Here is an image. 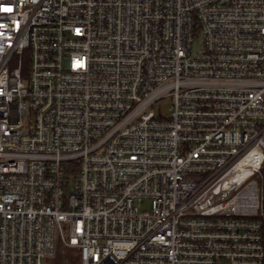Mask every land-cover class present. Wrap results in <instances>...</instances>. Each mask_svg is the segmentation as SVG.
Masks as SVG:
<instances>
[{
	"label": "built area",
	"instance_id": "built-area-1",
	"mask_svg": "<svg viewBox=\"0 0 264 264\" xmlns=\"http://www.w3.org/2000/svg\"><path fill=\"white\" fill-rule=\"evenodd\" d=\"M263 219L264 0H0V264H264Z\"/></svg>",
	"mask_w": 264,
	"mask_h": 264
},
{
	"label": "rangeland",
	"instance_id": "rangeland-1",
	"mask_svg": "<svg viewBox=\"0 0 264 264\" xmlns=\"http://www.w3.org/2000/svg\"><path fill=\"white\" fill-rule=\"evenodd\" d=\"M202 46L201 37L198 36L193 41V51L200 48ZM170 104V101L167 99H163L161 101V109L164 113L167 112V108ZM73 261V251L67 250L63 248L61 243H58L56 239L55 243V252L53 255L46 258L45 264H69Z\"/></svg>",
	"mask_w": 264,
	"mask_h": 264
},
{
	"label": "trees",
	"instance_id": "trees-1",
	"mask_svg": "<svg viewBox=\"0 0 264 264\" xmlns=\"http://www.w3.org/2000/svg\"><path fill=\"white\" fill-rule=\"evenodd\" d=\"M263 243H264V219H263Z\"/></svg>",
	"mask_w": 264,
	"mask_h": 264
}]
</instances>
